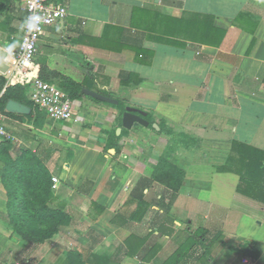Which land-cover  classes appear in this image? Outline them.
Listing matches in <instances>:
<instances>
[{
    "label": "crops",
    "instance_id": "obj_1",
    "mask_svg": "<svg viewBox=\"0 0 264 264\" xmlns=\"http://www.w3.org/2000/svg\"><path fill=\"white\" fill-rule=\"evenodd\" d=\"M48 1L68 15L44 28L25 77L118 103L81 92L54 120L27 91L29 111L5 109L11 155L36 152L68 221L42 243L17 235L0 160V264H264V0ZM24 17V0H0L1 49ZM127 106L148 125L122 127ZM163 155L184 173L170 205L153 178Z\"/></svg>",
    "mask_w": 264,
    "mask_h": 264
},
{
    "label": "trees",
    "instance_id": "obj_2",
    "mask_svg": "<svg viewBox=\"0 0 264 264\" xmlns=\"http://www.w3.org/2000/svg\"><path fill=\"white\" fill-rule=\"evenodd\" d=\"M7 72L0 71V110L5 114V105L8 100L27 103L26 93L29 89V78L16 84L7 83ZM59 88L69 94L71 99L82 96V85L69 77H62ZM37 108V107H36ZM28 117V115H25ZM28 121L27 119L25 120ZM112 138L117 139L115 132ZM110 148H116L111 144ZM10 141L0 143V160L4 169L1 174L2 183L7 191V207L9 209V223L22 239L28 242L42 243L49 240L59 230V227L67 223L66 214L49 206L52 199L51 173L35 151L19 149L13 155ZM240 158L249 160V168L255 165L251 158L252 152L239 148ZM245 162H243L244 166ZM261 164V163H260ZM259 162L257 163V167ZM153 178L164 184L172 191L171 200L177 193L184 173L181 169L171 164L167 155H163L153 170ZM252 174L243 176L244 181H251Z\"/></svg>",
    "mask_w": 264,
    "mask_h": 264
},
{
    "label": "built area",
    "instance_id": "obj_3",
    "mask_svg": "<svg viewBox=\"0 0 264 264\" xmlns=\"http://www.w3.org/2000/svg\"><path fill=\"white\" fill-rule=\"evenodd\" d=\"M24 8V19L32 13H37L45 18V22L41 23L38 31H21L20 42L12 55L9 84L21 82L29 73V67L36 56L38 41L44 28L54 23L62 24L68 15L65 5L48 0H24ZM25 61L27 63H24ZM28 97L35 107L45 112L51 119L68 120L71 117L72 99L68 93L52 83L34 77L29 83ZM3 119L4 113L0 110V143L7 140L11 143L16 142V138L6 129ZM56 182L57 179L53 177L51 189L56 187Z\"/></svg>",
    "mask_w": 264,
    "mask_h": 264
},
{
    "label": "water",
    "instance_id": "obj_4",
    "mask_svg": "<svg viewBox=\"0 0 264 264\" xmlns=\"http://www.w3.org/2000/svg\"><path fill=\"white\" fill-rule=\"evenodd\" d=\"M6 55H7V53L4 52L3 49L0 48V59H2ZM10 61L13 62V59L11 58ZM81 92L83 94L88 95V96L95 98V99L103 100V101L113 103V104L118 103L117 100H115L111 97L102 95L100 93L89 90L87 88H82ZM5 109L7 111H10V112H27V111H29L28 107L14 101V100H8L6 105H5ZM144 115H145L144 112L139 111L133 107L127 106L125 108V111L123 112L122 118H121L122 127L126 128V129H130L134 123H139V124H142L144 126H147L148 121H146L144 119ZM120 132H121V128H118L116 131V134L119 135Z\"/></svg>",
    "mask_w": 264,
    "mask_h": 264
},
{
    "label": "clouds",
    "instance_id": "obj_5",
    "mask_svg": "<svg viewBox=\"0 0 264 264\" xmlns=\"http://www.w3.org/2000/svg\"><path fill=\"white\" fill-rule=\"evenodd\" d=\"M42 22H45V18L42 15L37 13H32L28 15L21 23L20 30L27 32L38 31L40 29V25ZM17 46H18L17 42H12L7 45V47L3 50L4 52L7 53V55L2 58L3 63H7L12 58L14 49ZM24 63H27V61H25Z\"/></svg>",
    "mask_w": 264,
    "mask_h": 264
}]
</instances>
